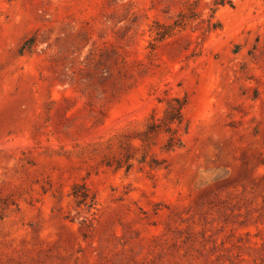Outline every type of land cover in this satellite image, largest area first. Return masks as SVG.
Returning a JSON list of instances; mask_svg holds the SVG:
<instances>
[{
    "label": "rangeland",
    "instance_id": "rangeland-1",
    "mask_svg": "<svg viewBox=\"0 0 264 264\" xmlns=\"http://www.w3.org/2000/svg\"><path fill=\"white\" fill-rule=\"evenodd\" d=\"M224 1L0 0V264H264V0ZM174 95L182 147L106 166Z\"/></svg>",
    "mask_w": 264,
    "mask_h": 264
},
{
    "label": "trees",
    "instance_id": "trees-1",
    "mask_svg": "<svg viewBox=\"0 0 264 264\" xmlns=\"http://www.w3.org/2000/svg\"><path fill=\"white\" fill-rule=\"evenodd\" d=\"M224 0H214V4H223ZM196 18L194 8L188 4L171 23L156 24L154 40L160 41L184 29L185 25ZM212 15L205 20L203 32L220 27ZM203 21V20H202ZM154 48V43H151ZM188 103L186 96H169L165 99L160 116L149 114L140 128L120 133L115 141L109 140L105 146L106 153L102 159L106 166L128 171L134 163L157 168L164 164L166 155L182 147L184 137L189 129V122L184 114ZM75 202L92 206L95 194L83 182H75L71 187Z\"/></svg>",
    "mask_w": 264,
    "mask_h": 264
}]
</instances>
